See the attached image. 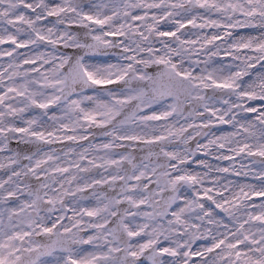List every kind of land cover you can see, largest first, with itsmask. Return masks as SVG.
<instances>
[{
    "label": "snow or ice",
    "instance_id": "1",
    "mask_svg": "<svg viewBox=\"0 0 264 264\" xmlns=\"http://www.w3.org/2000/svg\"><path fill=\"white\" fill-rule=\"evenodd\" d=\"M0 264H264V0H0Z\"/></svg>",
    "mask_w": 264,
    "mask_h": 264
}]
</instances>
